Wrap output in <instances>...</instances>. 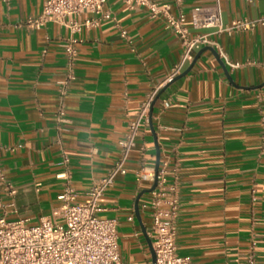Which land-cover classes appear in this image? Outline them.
<instances>
[{
  "label": "crops",
  "instance_id": "crops-1",
  "mask_svg": "<svg viewBox=\"0 0 264 264\" xmlns=\"http://www.w3.org/2000/svg\"><path fill=\"white\" fill-rule=\"evenodd\" d=\"M157 1L170 3L174 15L185 13L191 28V8L217 0ZM43 3L0 0V166L17 189L8 217L30 224L61 204L68 175L83 200L111 171L131 120L183 54L164 18L107 0L116 19L76 34L69 78L63 44L70 30L25 23ZM220 6L226 23L264 14V0H220ZM198 32L209 34L210 43L195 56L206 46L218 55L204 50L189 73L162 92L153 127L149 119L127 172L102 197L101 216L119 220L127 264H154L151 219L141 204L154 185L158 151L160 163L167 159L176 169L170 182L180 197L178 253L199 264H248L253 252L256 264H264V25ZM0 197L11 201L1 184Z\"/></svg>",
  "mask_w": 264,
  "mask_h": 264
},
{
  "label": "built area",
  "instance_id": "built-area-1",
  "mask_svg": "<svg viewBox=\"0 0 264 264\" xmlns=\"http://www.w3.org/2000/svg\"><path fill=\"white\" fill-rule=\"evenodd\" d=\"M121 1L131 8L145 7L152 18H164L165 28L176 34L182 43V58L150 93L137 116L131 120L127 134L120 142L119 158L111 171L84 193L83 200H78L80 193L73 187L68 175L58 196L61 204L51 215L41 216L37 224H30L25 218L10 219L8 216L14 211L10 212L9 208L15 206L13 198L17 189L0 166V184L11 199L6 203L0 197V264H127L122 259L118 243L119 220L101 216L104 210L102 197L114 185L116 176L127 172V159L142 127L149 120L153 100L162 87L194 60L196 51L210 43L209 34L198 31L212 28L216 32L232 33L264 25V14L256 18H237L226 23L220 0L213 5L191 8V28L186 25L185 13L172 14L170 3L157 0ZM106 3L107 0H44L41 13L25 20L26 24L36 29L53 22L70 30L71 35L63 44L69 64V78L74 77L73 67L79 41L76 34L84 28L97 27L105 20L116 19L106 9ZM68 162L69 158L64 156L63 164L67 165ZM175 172L169 161L163 160L157 173V186L141 204V209L147 211L151 219L150 236L156 254L154 264H199L189 256L178 253L176 219L180 197L177 183L170 182V176ZM66 174H70L68 169ZM130 219L133 220L134 216ZM248 264H256L253 252L249 255Z\"/></svg>",
  "mask_w": 264,
  "mask_h": 264
},
{
  "label": "water",
  "instance_id": "water-1",
  "mask_svg": "<svg viewBox=\"0 0 264 264\" xmlns=\"http://www.w3.org/2000/svg\"><path fill=\"white\" fill-rule=\"evenodd\" d=\"M206 49H209L211 50L214 54L218 55V53L215 51V49L211 46H206L204 47L202 50H200L198 52V54L195 56L194 60L192 61V63L190 64V66L185 70L183 71L182 73H180L179 75H177L175 78H173L169 83H167L160 91L159 93L157 94V96L155 97V99L153 100L152 102V105H151V109H150V122H151V126L153 127V123H152V114H153V109H154V105L156 103V101L158 100V98L160 97V95L162 94L163 91H165L167 89V87L173 83L174 81H176L177 79L185 76L186 74L189 73V71L192 69V67L194 66L195 62L197 61V59L200 57L201 53L206 50ZM159 166H160V151H158V155H157V163H156V171H155V178H154V185L152 186V188L149 190V191H153L156 186H157V173H158V170H159ZM142 193L138 196L137 198V201H136V214L138 216V218H140V209H139V199L141 197ZM150 243H152V241L150 240ZM153 258H154V262L156 260V254H155V251H154V248H153Z\"/></svg>",
  "mask_w": 264,
  "mask_h": 264
}]
</instances>
